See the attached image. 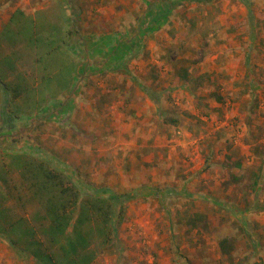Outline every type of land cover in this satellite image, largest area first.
<instances>
[{"label":"rangeland","instance_id":"1","mask_svg":"<svg viewBox=\"0 0 264 264\" xmlns=\"http://www.w3.org/2000/svg\"><path fill=\"white\" fill-rule=\"evenodd\" d=\"M0 80V264H36L45 210L17 152L83 195L140 193L114 202L116 245L93 264H264V0H0Z\"/></svg>","mask_w":264,"mask_h":264},{"label":"trees","instance_id":"2","mask_svg":"<svg viewBox=\"0 0 264 264\" xmlns=\"http://www.w3.org/2000/svg\"><path fill=\"white\" fill-rule=\"evenodd\" d=\"M246 3L249 4V0H246ZM159 14L160 12L153 17L154 14L150 13L152 20L148 18L155 28H159L157 25H160L166 18L164 16V19L159 21ZM167 14L163 11L161 15ZM155 19L159 21L156 24ZM200 78L193 80L186 70L183 74V79L188 81L192 79L194 84L198 83L195 87L202 83ZM208 78L212 85L211 96L218 102H223L225 98L220 93L221 88L216 79L214 80V76L210 75ZM0 88L4 98L11 97L6 83L4 84L1 80ZM146 91L150 92L151 89ZM5 101L7 104L8 99ZM2 119L7 122L8 126L13 125L11 115L5 107H3ZM164 122L177 124L179 120L167 116ZM15 155L18 165L21 166L23 178H29L27 180L34 190V195L42 200L45 206L44 212L39 211L34 217L36 225L30 227L32 230L23 248V253H30L36 259V264H93L99 251L102 252L116 245L117 227L114 202L123 205L126 201L139 196V192L114 195L110 189L91 188L94 194L83 195L80 186L64 172L62 166L52 164L53 160L43 155H38V157L27 152H17ZM160 191L161 189L152 192L143 190V193L158 197L161 195ZM167 192L174 193L172 190ZM14 197L11 192V198ZM256 207L264 210L263 204L258 203ZM206 221V215L195 213L188 218L187 224L193 229ZM10 242L17 247L18 238ZM220 248L224 254L231 255L235 246L231 238L225 237L220 241ZM243 262L244 264H260L251 262L248 257H244Z\"/></svg>","mask_w":264,"mask_h":264},{"label":"crops","instance_id":"3","mask_svg":"<svg viewBox=\"0 0 264 264\" xmlns=\"http://www.w3.org/2000/svg\"><path fill=\"white\" fill-rule=\"evenodd\" d=\"M18 11V10H17ZM17 11L16 12H14L13 14H12V16H10V18H9V22H11V20L13 19V17H14V14H16L17 13ZM26 14H28V13H26Z\"/></svg>","mask_w":264,"mask_h":264}]
</instances>
